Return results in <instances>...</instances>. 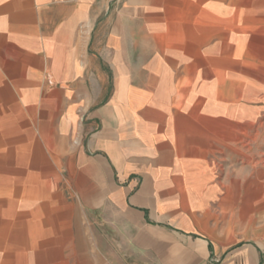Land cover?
<instances>
[{
  "label": "crops",
  "instance_id": "obj_1",
  "mask_svg": "<svg viewBox=\"0 0 264 264\" xmlns=\"http://www.w3.org/2000/svg\"><path fill=\"white\" fill-rule=\"evenodd\" d=\"M0 199V264L64 200L97 261L264 264V0H0Z\"/></svg>",
  "mask_w": 264,
  "mask_h": 264
},
{
  "label": "rangeland",
  "instance_id": "obj_2",
  "mask_svg": "<svg viewBox=\"0 0 264 264\" xmlns=\"http://www.w3.org/2000/svg\"><path fill=\"white\" fill-rule=\"evenodd\" d=\"M0 200V205L6 204V199ZM63 205L62 229H55L54 222H48L47 226H43L42 224L34 225V223L31 222L26 226L30 228L31 231L38 230V226H40L39 233L41 234L39 238L30 240L31 245L25 246L26 248H30L32 257L30 264H109L95 260L98 256L96 246L91 244L89 246V253H87L85 240L81 239L76 229L77 215L73 212L74 210L71 203L64 200ZM3 216L5 215L0 214V219H2ZM1 227L4 226L0 224V228ZM7 230H4V233L8 235L9 231ZM96 231L98 230L96 229ZM98 232L102 231L99 230ZM2 247L4 248H2V250H5V247ZM15 247L16 246H7L6 252H13L16 250ZM8 264L24 263L18 262Z\"/></svg>",
  "mask_w": 264,
  "mask_h": 264
}]
</instances>
